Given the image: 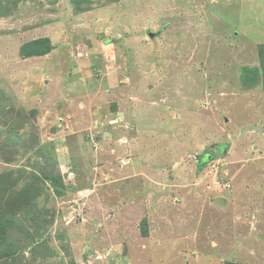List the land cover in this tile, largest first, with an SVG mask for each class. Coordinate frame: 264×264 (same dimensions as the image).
Masks as SVG:
<instances>
[{"label": "rangeland", "instance_id": "1", "mask_svg": "<svg viewBox=\"0 0 264 264\" xmlns=\"http://www.w3.org/2000/svg\"><path fill=\"white\" fill-rule=\"evenodd\" d=\"M0 264H264V0H0Z\"/></svg>", "mask_w": 264, "mask_h": 264}, {"label": "bare ground", "instance_id": "2", "mask_svg": "<svg viewBox=\"0 0 264 264\" xmlns=\"http://www.w3.org/2000/svg\"><path fill=\"white\" fill-rule=\"evenodd\" d=\"M182 240V239H181ZM183 242V241H182ZM180 244V243H179ZM170 246H171V244H170Z\"/></svg>", "mask_w": 264, "mask_h": 264}, {"label": "trees", "instance_id": "3", "mask_svg": "<svg viewBox=\"0 0 264 264\" xmlns=\"http://www.w3.org/2000/svg\"><path fill=\"white\" fill-rule=\"evenodd\" d=\"M44 46H45V45H44ZM44 46H43V47H44Z\"/></svg>", "mask_w": 264, "mask_h": 264}]
</instances>
